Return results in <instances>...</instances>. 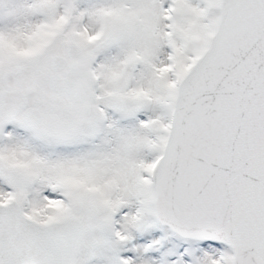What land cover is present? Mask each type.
Returning <instances> with one entry per match:
<instances>
[{
    "label": "snow or ice",
    "instance_id": "6c2138e0",
    "mask_svg": "<svg viewBox=\"0 0 264 264\" xmlns=\"http://www.w3.org/2000/svg\"><path fill=\"white\" fill-rule=\"evenodd\" d=\"M0 264H264V0H0Z\"/></svg>",
    "mask_w": 264,
    "mask_h": 264
}]
</instances>
